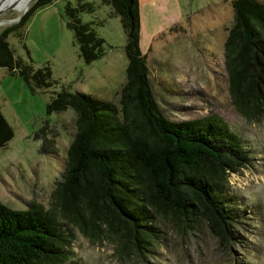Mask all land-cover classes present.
I'll return each mask as SVG.
<instances>
[{"label": "trees", "instance_id": "1", "mask_svg": "<svg viewBox=\"0 0 264 264\" xmlns=\"http://www.w3.org/2000/svg\"><path fill=\"white\" fill-rule=\"evenodd\" d=\"M52 1H32L17 22L0 30V68L21 77L30 90L47 91L55 84L50 68L14 55L6 36L21 40L29 17ZM99 3L109 8V17L120 18L125 36L118 106L66 87L49 91L46 113L70 107L74 134L48 208L30 201L26 209L13 210L0 203V264H64L70 237L59 220L90 237L103 232L119 249L129 246L139 256L156 238L159 221L187 230L202 220L220 245L236 239V220L220 181L246 163L247 152L217 116L171 121L162 115L138 46L137 0ZM230 4L232 24L223 43L228 94L239 114L264 115V4ZM93 10L90 2L63 6L77 55L86 63L104 53L91 21L81 20ZM11 136L0 114V147ZM55 136V128L42 122L34 133L41 140L39 151L54 154Z\"/></svg>", "mask_w": 264, "mask_h": 264}, {"label": "rangeland", "instance_id": "2", "mask_svg": "<svg viewBox=\"0 0 264 264\" xmlns=\"http://www.w3.org/2000/svg\"><path fill=\"white\" fill-rule=\"evenodd\" d=\"M76 1L92 3L93 12L82 13L81 20L91 21L103 39V55L89 63L78 57L65 25L63 6ZM230 1L137 0V7L138 46L162 115L171 121L217 116L247 152L246 163L220 181L236 220V239L220 245L202 220L187 230L159 221L156 238L139 256L129 246L119 249L103 232L90 237L59 220L70 237L64 264H264V115L239 114L228 94L223 43L232 24ZM23 7L13 4L0 21L16 18ZM108 11L99 0H53L29 17L21 40L6 36L14 55L34 66L48 64L55 80L47 91L30 90L21 77L0 68V114L12 133L0 147V203L8 208L24 210L30 201L48 208L54 180L63 171L74 112L67 107L47 114L49 91L66 87L118 106L125 36L120 18ZM11 23L0 22V30ZM44 121L55 128L54 154L39 151L41 140L34 137Z\"/></svg>", "mask_w": 264, "mask_h": 264}, {"label": "bare ground", "instance_id": "3", "mask_svg": "<svg viewBox=\"0 0 264 264\" xmlns=\"http://www.w3.org/2000/svg\"><path fill=\"white\" fill-rule=\"evenodd\" d=\"M22 5L23 9L28 5V0H5L1 4V8L8 7L11 8L12 5ZM22 9V10H23Z\"/></svg>", "mask_w": 264, "mask_h": 264}, {"label": "water", "instance_id": "4", "mask_svg": "<svg viewBox=\"0 0 264 264\" xmlns=\"http://www.w3.org/2000/svg\"><path fill=\"white\" fill-rule=\"evenodd\" d=\"M5 0H0V13L2 12V11H4V10H6V9H9L8 7H4V8H1V4H2V2H4ZM32 1H34V0H28V4L29 3H31ZM28 6V5H27ZM27 6L22 10V11H20V14L16 17V18H14V19H7V20H3V21H0V22H16L20 17H21V15L27 10Z\"/></svg>", "mask_w": 264, "mask_h": 264}]
</instances>
